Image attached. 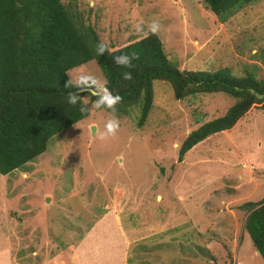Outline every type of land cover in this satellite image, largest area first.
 Returning <instances> with one entry per match:
<instances>
[{"label": "rangeland", "instance_id": "374dc122", "mask_svg": "<svg viewBox=\"0 0 264 264\" xmlns=\"http://www.w3.org/2000/svg\"><path fill=\"white\" fill-rule=\"evenodd\" d=\"M63 3L101 42L142 36L135 26L142 23L147 33L157 20L156 36L178 70L264 78V0L236 6L223 23L200 0ZM82 72L103 82L93 63L75 76ZM152 93L142 127H136L135 108L126 114L93 109L49 138L33 161L0 175V248H14L15 230L17 263L54 264L108 214L130 234L127 264H264L243 229L246 212L239 209L264 195L263 112L252 106L231 129L196 144L178 162L185 136L223 116L233 100L223 93L174 100L170 86L159 81L152 82ZM113 115L119 131L102 141L98 132Z\"/></svg>", "mask_w": 264, "mask_h": 264}, {"label": "trees", "instance_id": "16d2710c", "mask_svg": "<svg viewBox=\"0 0 264 264\" xmlns=\"http://www.w3.org/2000/svg\"><path fill=\"white\" fill-rule=\"evenodd\" d=\"M64 1L0 0V175L33 161L45 151L49 138L87 117L88 113H80L79 105L67 103L68 93L78 89L65 85L88 63L95 65L109 90L123 98L114 114L137 110L136 127L143 126L151 108L153 81L167 83L174 100L198 93H223L233 100L223 116L185 136L177 150L178 162L196 144L231 129L252 106L258 105L264 114V78H234L223 70H178L166 58L156 34L149 31L121 44H109L114 50L139 54L131 69L132 79L124 80L122 73L129 69L115 65L107 52L97 55L96 46L101 42L97 33L83 25ZM200 1L223 23L236 6L253 0ZM95 99L89 97V102ZM101 110L111 112L94 109ZM239 209L246 212L243 229L264 263V197L245 202Z\"/></svg>", "mask_w": 264, "mask_h": 264}, {"label": "crops", "instance_id": "0c3cea01", "mask_svg": "<svg viewBox=\"0 0 264 264\" xmlns=\"http://www.w3.org/2000/svg\"><path fill=\"white\" fill-rule=\"evenodd\" d=\"M245 161L248 162L243 159L241 165H245ZM251 181L248 180V182ZM263 197L264 195H260L258 197L259 201ZM17 233L15 230L12 235L10 233L14 248L17 245V239H19ZM130 238L129 232L120 221L108 214L103 215L88 226L80 234V237L74 241L72 246L68 247V250H70V252L68 251L70 253L68 257L52 259L54 264H127L126 258ZM14 248H0V264H22V261L17 263L15 257L12 255ZM33 254L31 250L30 256L34 257ZM26 264L32 263L26 262ZM40 264H46V262Z\"/></svg>", "mask_w": 264, "mask_h": 264}, {"label": "clouds", "instance_id": "9594fccd", "mask_svg": "<svg viewBox=\"0 0 264 264\" xmlns=\"http://www.w3.org/2000/svg\"><path fill=\"white\" fill-rule=\"evenodd\" d=\"M90 6L92 5V0H89ZM161 29V24L157 20H153L148 25V31L152 34H157ZM137 33H144V27L142 23H138L135 26ZM105 52L112 56L113 62L120 68L129 69V71H124L122 73V78L126 81L132 79L131 69L136 67L134 61L139 60V54L135 51L133 52H123L119 50H114L109 47L107 42H100L96 46L97 55L101 56ZM118 53V54H117ZM65 87H71L78 89L79 91H71L67 95V103L76 106L79 105L80 113L87 114L93 109H108L112 113H115L116 106L122 102V97L120 95H114L105 82H101L99 78L90 73H80L67 82ZM81 92H87V96L80 95ZM95 97L94 102H89L88 99H82V97ZM91 104V107L89 105ZM120 121L113 115L109 118L105 124V130L103 132H98V138L100 140H106L109 137H114L119 131Z\"/></svg>", "mask_w": 264, "mask_h": 264}, {"label": "water", "instance_id": "95a60500", "mask_svg": "<svg viewBox=\"0 0 264 264\" xmlns=\"http://www.w3.org/2000/svg\"><path fill=\"white\" fill-rule=\"evenodd\" d=\"M77 91H79V90H77ZM251 93H253V91L252 90H249ZM254 96L257 98V99H261L262 98V96L261 95H259V94H257V93H254Z\"/></svg>", "mask_w": 264, "mask_h": 264}]
</instances>
